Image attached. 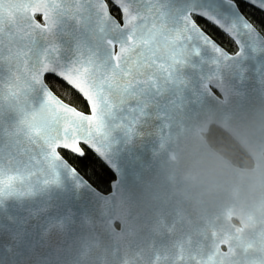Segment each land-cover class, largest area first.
<instances>
[{"label": "snow or ice", "instance_id": "6c2138e0", "mask_svg": "<svg viewBox=\"0 0 264 264\" xmlns=\"http://www.w3.org/2000/svg\"><path fill=\"white\" fill-rule=\"evenodd\" d=\"M250 83L264 88V30L238 0H0V220L17 226L0 236L46 237L53 188L91 190L65 154L119 174L153 120Z\"/></svg>", "mask_w": 264, "mask_h": 264}, {"label": "water", "instance_id": "95a60500", "mask_svg": "<svg viewBox=\"0 0 264 264\" xmlns=\"http://www.w3.org/2000/svg\"><path fill=\"white\" fill-rule=\"evenodd\" d=\"M211 126L250 168L207 143ZM116 162L119 174L103 163L114 176L108 193L86 179L91 190L53 188L50 234L38 228L17 242L5 231L0 264H264V88L190 95Z\"/></svg>", "mask_w": 264, "mask_h": 264}, {"label": "trees", "instance_id": "16d2710c", "mask_svg": "<svg viewBox=\"0 0 264 264\" xmlns=\"http://www.w3.org/2000/svg\"><path fill=\"white\" fill-rule=\"evenodd\" d=\"M240 11L253 23L264 30V13L258 9L239 1ZM204 24V21H201ZM209 31L215 33V29L210 25H205ZM229 51L235 49V45L224 39L221 41ZM76 103L83 107V103L79 100ZM207 143L216 150L220 155L230 160L234 165L242 168H250L252 161L239 147V145L225 132L215 126H211L206 135H204ZM69 162L79 170L81 176L86 179L93 187L102 193H108L110 191V185L114 180V176L111 171L95 156L89 153V160L87 162H81L78 159L68 156Z\"/></svg>", "mask_w": 264, "mask_h": 264}]
</instances>
